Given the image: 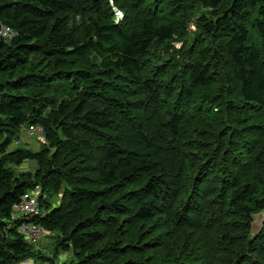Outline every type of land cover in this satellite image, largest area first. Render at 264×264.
<instances>
[{
    "label": "trees",
    "instance_id": "trees-1",
    "mask_svg": "<svg viewBox=\"0 0 264 264\" xmlns=\"http://www.w3.org/2000/svg\"><path fill=\"white\" fill-rule=\"evenodd\" d=\"M140 1L118 0L125 20L114 22L104 9L108 0H0V74H8L0 81V264H54L33 254L18 230L28 217L13 211L40 186L41 212L29 222L60 235L57 254L74 256L61 264H97L93 259L103 257L105 264L120 263L126 246L107 240L99 248L105 231L131 211L143 221L163 215L171 199L176 228H195L210 210L231 211V225L244 235L239 243L223 236L224 264H264V225L249 236L250 219L264 211V0ZM199 6L205 12L192 21ZM88 7L106 22L88 16ZM78 17L80 24L70 23ZM5 26L14 30L12 39L2 37ZM73 56L92 59L93 68L75 67ZM211 84L217 92L201 96ZM144 106L161 109L162 129L153 135L136 112ZM224 113L231 123L213 135ZM24 126L42 128L48 145L37 153L12 146ZM195 127L201 132L191 138ZM84 145L103 154L90 161ZM28 160L43 168L16 174L12 167ZM141 177L148 178L144 185L129 190ZM63 187L60 204H53L47 195ZM131 201L136 207L127 209ZM87 205L92 214H84ZM151 243L159 248L165 241ZM148 244L136 254L152 250ZM183 244L169 264H192L195 248ZM140 261L123 260L156 264Z\"/></svg>",
    "mask_w": 264,
    "mask_h": 264
},
{
    "label": "rangeland",
    "instance_id": "rangeland-1",
    "mask_svg": "<svg viewBox=\"0 0 264 264\" xmlns=\"http://www.w3.org/2000/svg\"><path fill=\"white\" fill-rule=\"evenodd\" d=\"M139 1V0H136ZM145 0L140 1L142 4ZM108 5H105L104 9L106 14L110 18H114L116 22H120L125 20V14L123 13V9L119 6L118 0H108ZM92 7H88V16H91L95 18L99 23L103 24L106 21L103 17L100 16L101 13L95 12L91 10ZM205 12V9L199 6L198 8L194 9L193 15H192V21H194L195 16L199 12ZM77 20V24H80L83 19L78 17L77 19L71 18L70 23L74 24ZM114 21V22H115ZM170 22V21H168ZM190 30L192 32L195 31V24H193L190 27ZM84 38V36H83ZM177 39V38H176ZM172 45H174L176 48H181L182 44L175 40ZM70 60H75L74 65L77 68H87L91 67L93 68L92 59H87L86 57L79 60L77 57L73 56L69 58ZM8 74H0V81L2 79H6ZM22 93H28L29 90H23ZM217 92V87L207 86L203 91L202 95L205 94H214ZM36 94L35 92L31 91V95ZM67 96H72L67 95ZM66 96V97H67ZM136 99V98H135ZM73 102L70 105L72 108ZM156 111L157 115L154 114V110ZM148 108L146 106L143 107V109L138 110L137 108V115L139 114V118L144 122V132H146L147 135H153L154 133L158 132L162 129L161 123L162 120L159 116L161 109L160 108ZM212 109V108H209ZM216 111V109H213ZM207 118V117H206ZM264 121V120H263ZM260 119H255V123L263 122ZM213 123V121H212ZM231 123V114L224 113L223 114V121L221 127L217 129H213V135H221L225 132V128L227 125H230ZM235 126H237L239 129H242V125H238L235 122L233 123ZM214 124H212L213 127ZM25 127V126H24ZM27 129V128H26ZM26 129H21V131H18L17 133V140H14L13 145H17L20 148H23L25 150L32 151L33 153L39 152L43 147L48 145V141L46 144L43 145L45 142H40L39 138L33 137L31 138L29 133L26 132ZM264 132V126L262 127ZM167 134L168 131H165ZM200 133L199 128H194L190 132V137L195 138L196 134ZM206 131H204V134ZM80 134H84L87 138H89V135L86 133L81 132ZM189 135L188 132L185 133V135ZM208 134V133H207ZM238 133L235 135L237 136ZM123 138V137H122ZM205 138H208L207 136ZM246 139H249L246 137ZM245 139L241 138V142H244ZM94 139L92 138L90 140V143H93ZM84 158H89L90 161L95 160L97 156H101L102 149H99L98 146H95L93 149L90 145L85 147ZM61 158H66L65 155H61ZM178 158H182V166L184 165V168H186L188 171H191L192 165L190 163H187L185 160L188 158L186 154H183L182 152L179 153ZM91 165V164H90ZM89 166V165H88ZM43 168V165L35 160H28L21 166H13V170L16 174L19 173H30L35 174L39 168ZM148 180L147 177H141L136 183L129 184L128 188L130 189H136L139 187H142L144 183ZM245 184H251V181H248L247 179L244 180ZM103 188V187H102ZM180 191V190H179ZM34 193L35 195H38L39 198L44 192L43 188L40 186L36 190L30 191ZM126 191H124L122 194H124ZM46 196V194H44ZM64 195V187L60 190V194L58 196L53 195H47V198L50 199V201L53 204H60L61 202V196ZM109 197H105L104 199H100L98 202H104L105 199L108 200ZM64 200V199H63ZM144 200V199H142ZM172 200H170V204L167 207L168 210L166 212H163V215H158L155 218H152L151 220L143 221L137 217L136 214H121L119 215V222L117 224H114L113 227L106 232L105 231V237L103 239V242L99 245V248L106 245L107 240L115 241L116 243H119L120 246H126V250L124 252V255H116L119 257V261H117L116 264H125L123 260L134 258L136 260H145L146 258L153 260L156 262V264H169L171 261H173L175 258H178L179 251L184 245L183 243H187L190 248L192 246L195 248L192 252V264H196L199 262H203L204 260L208 259V262L210 264H224V259L227 254V246L223 244L222 238L226 234H231V236H234L236 238L237 243H239V237L241 235H244L243 229L241 226H232L233 222V214L231 211L227 209H221L217 208L215 211L210 210L211 213L205 214V217H207L206 220H202L201 218L196 220V227L193 228L191 226H185L182 225L180 228H176L174 223L172 222L171 216H173L175 213V203L171 205ZM178 200V199H177ZM127 209L136 207L135 201H131V203H126ZM170 213V211H172ZM213 211V212H212ZM83 212L85 215L92 214L93 212V206H86L85 209H83ZM169 212V213H168ZM173 214V215H172ZM17 215H20L17 213ZM169 215V217H168ZM257 215H263L264 217V211L254 213L252 216V219H250V232L249 236H255L259 233L257 229L254 228V216ZM127 216V218H125ZM73 220L69 221V225L73 224ZM264 225V224H263ZM240 234V235H239ZM60 236L57 234H50L46 237H44L42 240L30 243L31 251L33 254L40 253L39 256H46L48 258H52L51 260L54 261V264H61L63 262H70L71 260H74V256L70 253H64L60 252L57 254L56 251V237ZM163 236H166L165 238ZM155 238L161 239L165 241V244L163 247H157L156 244H152V240ZM147 244V248H153L152 250L143 253V254H136V250L138 249L141 244ZM239 252V246L236 245L235 250L231 253V255H235ZM38 256V255H37ZM104 258V257H103ZM101 258L99 261H96L93 259L97 264H105L104 259ZM183 260H186L183 257ZM141 262V261H140ZM138 262V263H140ZM36 264H51V262H36ZM112 264V263H108Z\"/></svg>",
    "mask_w": 264,
    "mask_h": 264
},
{
    "label": "built area",
    "instance_id": "built-area-1",
    "mask_svg": "<svg viewBox=\"0 0 264 264\" xmlns=\"http://www.w3.org/2000/svg\"><path fill=\"white\" fill-rule=\"evenodd\" d=\"M14 35L15 32L11 27L5 26L2 29V37L12 39ZM29 135H36L39 139L45 140L44 131L40 127L30 129ZM38 199L39 196L31 192L26 194L22 200L13 207L15 214L19 213L20 215H26L28 217V220L26 219L23 221L18 229L19 234L25 238L28 244L40 241L49 235L48 231L43 226L29 222V216H35L41 212Z\"/></svg>",
    "mask_w": 264,
    "mask_h": 264
},
{
    "label": "water",
    "instance_id": "water-1",
    "mask_svg": "<svg viewBox=\"0 0 264 264\" xmlns=\"http://www.w3.org/2000/svg\"><path fill=\"white\" fill-rule=\"evenodd\" d=\"M253 221L255 222L254 223V228L258 230L257 233H260L262 231L263 224H264L263 215L254 216Z\"/></svg>",
    "mask_w": 264,
    "mask_h": 264
}]
</instances>
